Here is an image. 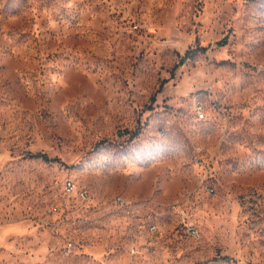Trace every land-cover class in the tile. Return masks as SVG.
Returning a JSON list of instances; mask_svg holds the SVG:
<instances>
[{"label":"rangeland","instance_id":"1","mask_svg":"<svg viewBox=\"0 0 264 264\" xmlns=\"http://www.w3.org/2000/svg\"><path fill=\"white\" fill-rule=\"evenodd\" d=\"M0 264H264V0H0Z\"/></svg>","mask_w":264,"mask_h":264},{"label":"built area","instance_id":"2","mask_svg":"<svg viewBox=\"0 0 264 264\" xmlns=\"http://www.w3.org/2000/svg\"><path fill=\"white\" fill-rule=\"evenodd\" d=\"M196 114H197V118L201 119L203 117V113L202 111H200V109L198 108L196 110ZM61 190L62 193L65 195H73L75 196L77 199L81 200V201H87L89 202L90 200V193L89 190L85 187H77L75 185V183L73 182V180H71L70 178H64L62 183H61ZM116 202H121L124 203V201L120 198L117 197L115 199ZM57 207H53V210H56ZM187 213L185 212V210L181 209L179 210V217L181 220V223L183 224V227L188 231V233L192 236H197L198 235V231L197 229H195L191 223L188 221V217H187ZM149 229L152 232L155 233H162V230L159 229L158 226H156L155 224H151L149 225ZM68 246H71V243H68Z\"/></svg>","mask_w":264,"mask_h":264},{"label":"trees","instance_id":"3","mask_svg":"<svg viewBox=\"0 0 264 264\" xmlns=\"http://www.w3.org/2000/svg\"><path fill=\"white\" fill-rule=\"evenodd\" d=\"M43 154H44V153H43ZM43 154H42L41 156H43L44 158H46L45 155H43Z\"/></svg>","mask_w":264,"mask_h":264}]
</instances>
